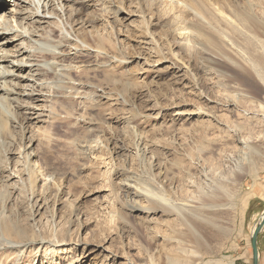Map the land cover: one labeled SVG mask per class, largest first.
<instances>
[{
  "label": "rangeland",
  "instance_id": "obj_1",
  "mask_svg": "<svg viewBox=\"0 0 264 264\" xmlns=\"http://www.w3.org/2000/svg\"><path fill=\"white\" fill-rule=\"evenodd\" d=\"M228 1L264 11L263 0ZM106 2L98 11L106 22L96 26L107 38L106 55L97 58L91 50L79 65L71 60L64 65L75 69L76 84L89 86L76 94L59 82L68 81L60 73L55 89L46 90L47 123L33 121L25 133L26 125L14 129L12 159L17 162L24 146L21 168L34 166L40 176L35 193L28 176L10 182L21 190L26 241H35L1 255V263L253 264L251 237L264 213V84L254 78L248 92L232 69L210 71L205 50L176 37L174 30L189 11L183 4ZM0 3L7 12L17 2ZM21 43L17 39L9 48L20 50ZM77 67L84 68L82 74ZM210 138L214 142L203 152ZM156 162L168 174L164 185L177 192L172 200L198 201L202 207L204 195H220V183L229 186L237 204L230 237H209L203 221L192 217L187 223L172 213L132 208L146 204L126 195V177L156 188V179L163 180L156 177ZM46 174L62 187L58 198L57 188L53 195L47 191ZM258 250L264 264V228Z\"/></svg>",
  "mask_w": 264,
  "mask_h": 264
},
{
  "label": "bare ground",
  "instance_id": "obj_2",
  "mask_svg": "<svg viewBox=\"0 0 264 264\" xmlns=\"http://www.w3.org/2000/svg\"><path fill=\"white\" fill-rule=\"evenodd\" d=\"M15 2H17L14 4L15 8L7 12H2L6 6L0 3V257L35 241H26L29 228L25 227L22 221L21 190L17 183L10 182L17 178L22 180L24 175L28 176L31 190L35 193L40 176L34 166L30 165L28 170L24 169L25 167L21 168L24 163L22 156L25 155L23 151L26 152L24 146L19 147L17 162L12 159L14 155L12 149L16 147L18 140L14 135V129H22L26 125L25 133L32 127L30 123L33 121L38 124L47 123L49 110L46 103L49 101L48 96L51 95L47 92L55 89L60 73L68 81L59 82L68 85L66 87L68 90L81 94L80 90L89 85L83 81L76 84L77 78L72 76L75 69L65 68L64 65L69 60L70 65H79L82 63L80 59L91 50L96 53L97 58H101L102 55H106L108 46L107 38L96 27L98 23L105 21L98 11L100 7L107 5L106 0H15ZM171 2L183 4L182 10L189 9L185 12L186 17H183L182 25L176 26L174 30L176 37L179 35L188 39L194 46H201L207 53L204 56L206 67L210 71L232 69L233 73L237 74L234 75V80L240 81L248 92L255 83L254 78H258L264 84V11L261 8L250 3L240 6L228 0H171ZM3 18L4 21L1 22ZM64 31L68 36H63ZM17 39L22 41L21 49L11 50L9 47ZM168 40L167 38V42ZM72 51L81 52H75V55L70 57ZM9 57L14 59L9 61ZM3 63H7L8 66H3ZM81 68L79 67L76 72L79 73ZM25 72L28 73L25 75ZM24 113L27 118L22 117ZM28 114H31L30 118ZM35 134L36 132L31 135L33 144L37 143ZM22 137L24 140V135ZM213 142L214 140L210 138L207 144L203 143L202 151L206 152V149L211 148ZM28 157H32V154L29 153V156L27 154V159ZM156 165L160 171L156 177L163 178L162 181L156 179L159 182L156 188L148 190L146 185L138 182L135 177H126L130 183L123 187L126 195L132 199L142 198L146 204L144 207L132 208L147 214L172 213L176 215L177 221L187 223L192 217L203 221L201 228L209 237L219 236L222 240L230 237L231 226L235 224L237 218V204L233 200L236 195L234 192L231 194L228 185L221 183L218 185L220 191L218 196L206 198L204 195L205 198L201 200L202 207L197 204L198 201L191 202L179 198L172 200V196L177 197V192L170 190L171 185H164L168 174L162 173L161 170H164L162 164L156 162ZM44 179L50 194L57 188L58 198L62 187L58 188L55 177L46 174ZM170 224L167 222V227H170ZM52 244L55 247L60 245L56 240ZM9 258L10 256L7 259ZM13 262H17V259H13L11 263ZM176 262L178 264L177 260ZM0 264L4 263L0 261Z\"/></svg>",
  "mask_w": 264,
  "mask_h": 264
},
{
  "label": "water",
  "instance_id": "obj_3",
  "mask_svg": "<svg viewBox=\"0 0 264 264\" xmlns=\"http://www.w3.org/2000/svg\"><path fill=\"white\" fill-rule=\"evenodd\" d=\"M263 228H264V213L261 217L260 223L257 225L251 237V245L253 248V264H259L258 238Z\"/></svg>",
  "mask_w": 264,
  "mask_h": 264
}]
</instances>
